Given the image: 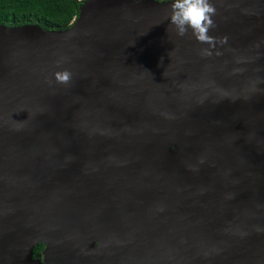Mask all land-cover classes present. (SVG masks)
I'll return each mask as SVG.
<instances>
[{
  "label": "water",
  "instance_id": "obj_1",
  "mask_svg": "<svg viewBox=\"0 0 264 264\" xmlns=\"http://www.w3.org/2000/svg\"><path fill=\"white\" fill-rule=\"evenodd\" d=\"M171 2L0 24V264H264V0H211V55Z\"/></svg>",
  "mask_w": 264,
  "mask_h": 264
},
{
  "label": "trees",
  "instance_id": "obj_2",
  "mask_svg": "<svg viewBox=\"0 0 264 264\" xmlns=\"http://www.w3.org/2000/svg\"><path fill=\"white\" fill-rule=\"evenodd\" d=\"M83 1L0 0V24L20 26L34 23L46 30H64L78 16Z\"/></svg>",
  "mask_w": 264,
  "mask_h": 264
},
{
  "label": "clouds",
  "instance_id": "obj_3",
  "mask_svg": "<svg viewBox=\"0 0 264 264\" xmlns=\"http://www.w3.org/2000/svg\"><path fill=\"white\" fill-rule=\"evenodd\" d=\"M169 22L175 27L178 36L183 37L191 30L192 36L201 44L209 47L202 49L205 55H211L217 39L210 34L215 27L213 17L216 8L211 0H172ZM55 79L60 84H69L72 80L70 70L54 73Z\"/></svg>",
  "mask_w": 264,
  "mask_h": 264
},
{
  "label": "flooded vegetation",
  "instance_id": "obj_4",
  "mask_svg": "<svg viewBox=\"0 0 264 264\" xmlns=\"http://www.w3.org/2000/svg\"><path fill=\"white\" fill-rule=\"evenodd\" d=\"M32 260L28 264H62L50 258L46 252V244L38 242L32 248ZM92 264V263H87Z\"/></svg>",
  "mask_w": 264,
  "mask_h": 264
},
{
  "label": "bare ground",
  "instance_id": "obj_5",
  "mask_svg": "<svg viewBox=\"0 0 264 264\" xmlns=\"http://www.w3.org/2000/svg\"><path fill=\"white\" fill-rule=\"evenodd\" d=\"M172 3V2H171ZM87 4V3H86ZM66 34H68V32H66Z\"/></svg>",
  "mask_w": 264,
  "mask_h": 264
}]
</instances>
